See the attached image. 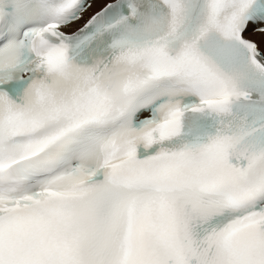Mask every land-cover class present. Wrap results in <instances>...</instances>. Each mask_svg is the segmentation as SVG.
I'll return each instance as SVG.
<instances>
[{
    "label": "snow or ice",
    "instance_id": "1",
    "mask_svg": "<svg viewBox=\"0 0 264 264\" xmlns=\"http://www.w3.org/2000/svg\"><path fill=\"white\" fill-rule=\"evenodd\" d=\"M0 264H264V0H0Z\"/></svg>",
    "mask_w": 264,
    "mask_h": 264
},
{
    "label": "bare ground",
    "instance_id": "2",
    "mask_svg": "<svg viewBox=\"0 0 264 264\" xmlns=\"http://www.w3.org/2000/svg\"><path fill=\"white\" fill-rule=\"evenodd\" d=\"M98 7H99V5H94V7H93V11H95ZM248 35H249L250 37L256 39L257 41H259V40L261 39V37H260L259 35L253 36V34H252L251 32H250Z\"/></svg>",
    "mask_w": 264,
    "mask_h": 264
}]
</instances>
